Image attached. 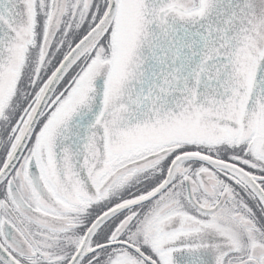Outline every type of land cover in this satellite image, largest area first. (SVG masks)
<instances>
[{
  "label": "snow or ice",
  "instance_id": "obj_1",
  "mask_svg": "<svg viewBox=\"0 0 264 264\" xmlns=\"http://www.w3.org/2000/svg\"><path fill=\"white\" fill-rule=\"evenodd\" d=\"M0 264H264V0H0Z\"/></svg>",
  "mask_w": 264,
  "mask_h": 264
}]
</instances>
